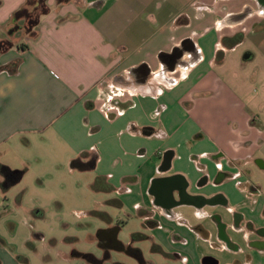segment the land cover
<instances>
[{
  "label": "crops",
  "instance_id": "crops-1",
  "mask_svg": "<svg viewBox=\"0 0 264 264\" xmlns=\"http://www.w3.org/2000/svg\"><path fill=\"white\" fill-rule=\"evenodd\" d=\"M26 2L0 0V157L44 131L147 239L179 226L184 264H264V3L48 0L30 37L9 25Z\"/></svg>",
  "mask_w": 264,
  "mask_h": 264
},
{
  "label": "rangeland",
  "instance_id": "rangeland-1",
  "mask_svg": "<svg viewBox=\"0 0 264 264\" xmlns=\"http://www.w3.org/2000/svg\"><path fill=\"white\" fill-rule=\"evenodd\" d=\"M45 134L41 131L15 139L7 154L0 157V162L13 170H27L8 192L0 188V253L4 264H184L170 251L183 245L176 239L182 236L179 226H174L172 233L168 229L167 241L166 233L162 243L147 239L153 235L142 217L137 212L106 205L114 193L92 189L94 172L72 169L63 150L51 151L50 138ZM39 210L44 216L34 217L33 212ZM96 210L114 217L120 215L119 239L126 251H112L111 259H106L97 245V234L107 223L94 215ZM241 238L248 250L244 237ZM199 245L203 250L205 244ZM133 247L141 251V256L130 255ZM205 247L208 254L225 256L224 262L235 258V254L220 253L208 243ZM216 259L205 263L217 264Z\"/></svg>",
  "mask_w": 264,
  "mask_h": 264
},
{
  "label": "trees",
  "instance_id": "trees-1",
  "mask_svg": "<svg viewBox=\"0 0 264 264\" xmlns=\"http://www.w3.org/2000/svg\"><path fill=\"white\" fill-rule=\"evenodd\" d=\"M50 11L48 0H27V2L19 10H17L10 21L11 30L22 29L25 35L35 37L39 28L41 18L47 15ZM14 43L11 40L0 41V53H3L12 48ZM167 55H161L165 58ZM220 62V61H218ZM16 66V64H15ZM8 72L14 73L15 68H6ZM0 174L3 176L4 181L0 184L3 190H8L12 186L19 183L24 175L23 171L12 170L6 166L0 167ZM97 190H110L111 186L103 183L102 179H98L95 183ZM141 256L139 250L134 251Z\"/></svg>",
  "mask_w": 264,
  "mask_h": 264
},
{
  "label": "flooded vegetation",
  "instance_id": "flooded-vegetation-1",
  "mask_svg": "<svg viewBox=\"0 0 264 264\" xmlns=\"http://www.w3.org/2000/svg\"><path fill=\"white\" fill-rule=\"evenodd\" d=\"M264 3V0H260ZM178 54H175L174 57ZM171 59H169L170 61ZM107 225L104 229H101L98 233V237L101 240L99 248L104 253L106 259H111V252L116 251L118 253L126 251L124 244L119 240V233L121 224L119 216H107ZM131 252H134L132 250ZM119 264V263H117Z\"/></svg>",
  "mask_w": 264,
  "mask_h": 264
}]
</instances>
